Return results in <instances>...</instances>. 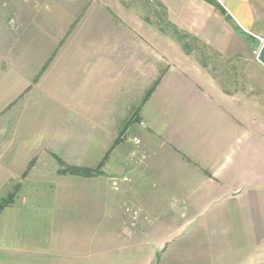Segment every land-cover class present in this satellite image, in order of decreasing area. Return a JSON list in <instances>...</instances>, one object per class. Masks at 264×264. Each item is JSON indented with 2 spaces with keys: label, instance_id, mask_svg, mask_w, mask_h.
Returning <instances> with one entry per match:
<instances>
[{
  "label": "rangeland",
  "instance_id": "1",
  "mask_svg": "<svg viewBox=\"0 0 264 264\" xmlns=\"http://www.w3.org/2000/svg\"><path fill=\"white\" fill-rule=\"evenodd\" d=\"M162 2L208 42L186 55L155 0H0V264H264L261 41ZM161 78L167 100L138 114L149 131L124 130ZM106 153L102 177L57 173ZM208 155L212 191L182 163Z\"/></svg>",
  "mask_w": 264,
  "mask_h": 264
},
{
  "label": "crops",
  "instance_id": "2",
  "mask_svg": "<svg viewBox=\"0 0 264 264\" xmlns=\"http://www.w3.org/2000/svg\"><path fill=\"white\" fill-rule=\"evenodd\" d=\"M155 1L159 2L162 6L165 7L168 21L171 24H173L179 31H183V32H186L190 35H193L194 37L202 40L204 43L208 42V41H205L203 37H200V35L198 36V34L193 33L188 29H185V27L179 26V23H177V21H173L172 19H170L169 14H168V9L163 4L164 1L163 2H162V0H155ZM214 1L225 11L226 15L230 18L229 21L226 20L213 5L205 2L204 0H179L180 7L178 9L180 10L182 15H185V17H189V16H191V14L194 17L195 12H196V15L197 14L200 15V19L203 16V22H205L207 24V25L205 24V27H207V29H209V31H211L213 29V27L217 23H219V21H220L221 23H224L226 25L230 24L232 26L234 32H236L237 34H239V32L240 33L243 32L244 34H247L248 36H251V37L255 38L256 40H260V41L263 40L264 41V0H214ZM182 15H180V16L182 17ZM62 17H64V18H62V20H65V22L67 24H69V27L74 23V21H73L74 19H73L71 13H64V14H62ZM52 18H55V16H53ZM82 25H85V23ZM65 28H67V27H65ZM237 29H239V32L237 31ZM234 32H232V33H234ZM230 33H231V31H230ZM168 79L169 78H161V80L158 82V84L154 88V91L152 92L151 96L142 105L141 109L145 106L146 107L150 106L151 108L152 107L154 108V106H156L159 102L165 101L164 99L167 100V98L164 96L168 95V91H170L169 86H168V83H169ZM176 79H179V81H180V78H176ZM156 80H158V79H156ZM223 96L226 97L227 99H233V97L228 96V95H223ZM233 113H234V111L230 115L231 119H234ZM244 115L245 114L242 113V111L238 112L239 117H243ZM241 122L243 123L242 120L238 121L237 123L240 124ZM260 126H261V123L258 124L259 130H261ZM139 128L143 129V130L147 129V131H149V128H146L144 126V123L142 122V120L140 121V127L137 128L138 131H139ZM150 130L153 134L151 132H146V134H144L145 136L143 135L144 136L143 138L146 141V144L148 143L147 148H148V145L150 146V144H151V146H152L154 143H155L154 148H156V149H157V143H159V147L164 146L163 143L160 142V140L158 141L159 137L154 134V130H152V129H150ZM157 130H161V129L158 128ZM152 135L154 136V138L152 137ZM92 140L93 139H89V140H87V142L92 141ZM115 146L116 147H114V153H115V156H118V150H117L118 145L116 144ZM133 147H135V146H133ZM209 155H208V157L206 156L204 158H199V157L198 158H195V157L191 158L189 156L184 157V162H182V163L188 169L186 176L189 175L190 173H193L192 177H194L195 179H199V178L203 179L202 184H201L203 188H205L209 191H212V188H215V185H217V177L219 175H216L215 171L212 170V168L209 165H207V162H206V161H208L207 159L213 158L212 156H209ZM76 157L78 158L77 160L82 159L81 157H78V156H76ZM65 158H66V155H65ZM67 160L69 161V163H71V161H72L71 159H67ZM151 173H152V171H151ZM151 173L147 168L143 171H139V170L134 171L133 170L131 172L132 177L135 180L146 179L149 175H151ZM103 176H104V174H103ZM100 177H102V176H100ZM75 190L77 191V189H73V190L69 191L70 193L66 194V198L62 197V200L67 199V201L65 202L66 206H69V202H71L72 197L74 200V198L76 196ZM78 191H80V190H78ZM251 195H254L253 191L251 192ZM97 201H98V199H97ZM67 202H68V205H67ZM98 203H99V201H98Z\"/></svg>",
  "mask_w": 264,
  "mask_h": 264
},
{
  "label": "trees",
  "instance_id": "3",
  "mask_svg": "<svg viewBox=\"0 0 264 264\" xmlns=\"http://www.w3.org/2000/svg\"><path fill=\"white\" fill-rule=\"evenodd\" d=\"M204 1L213 5L226 20H228V21L230 20V18L226 15L225 11L214 0H204ZM158 5L166 12V9L164 6H162L159 3H158ZM166 15L167 14H165V19L160 20L163 23L164 27H158L159 31L163 34H169V35L171 34L172 38L180 45L182 51L186 55H190L192 53V48L190 47V44L187 43V39H190L194 43L198 42L199 40L196 37H191L192 35L190 36V34H188L186 32L179 31L173 24H171L166 19ZM237 31L239 32V29H237ZM239 34H241L251 44H254L255 42H257V40L255 38L248 36L247 34H244L243 32H241V33L239 32ZM201 65L203 68H205V64H201ZM157 83H158V81L157 82L155 81L153 86L145 93V95H144L141 103L139 104L138 108L135 111H133V113H132L129 121L127 122L124 130H126V127H128L130 124L133 125L136 122H138V120H139L138 114L140 112V109H141L142 105L151 96V94L154 91V88L156 87ZM124 130H122V131H124ZM122 131L120 132V135L122 134ZM119 139H120V137L115 140V142L112 144V147L109 149V151L110 150L112 151V149L118 143ZM108 153H106L104 158L99 162L97 167L94 169H90L87 167L66 166L63 169L59 170L57 173L60 175H69V176L80 177V178H84V179L100 177L104 174V171L102 170V168H103V164H104V161H105ZM55 158H56L58 163L63 165L62 164L63 162L60 160V158H57V157H55ZM7 200H9V201H6L7 204H5V205H4V201H3V203L0 205V209H3L5 206L10 204V201H12V196H9Z\"/></svg>",
  "mask_w": 264,
  "mask_h": 264
},
{
  "label": "water",
  "instance_id": "4",
  "mask_svg": "<svg viewBox=\"0 0 264 264\" xmlns=\"http://www.w3.org/2000/svg\"><path fill=\"white\" fill-rule=\"evenodd\" d=\"M256 59L264 67V43L260 46L256 54Z\"/></svg>",
  "mask_w": 264,
  "mask_h": 264
},
{
  "label": "built area",
  "instance_id": "5",
  "mask_svg": "<svg viewBox=\"0 0 264 264\" xmlns=\"http://www.w3.org/2000/svg\"><path fill=\"white\" fill-rule=\"evenodd\" d=\"M264 43V41L263 40H261V45ZM114 184V183H113ZM115 185V184H114Z\"/></svg>",
  "mask_w": 264,
  "mask_h": 264
}]
</instances>
